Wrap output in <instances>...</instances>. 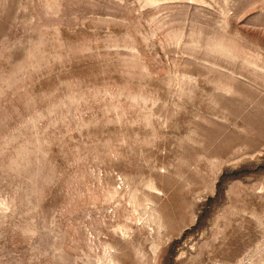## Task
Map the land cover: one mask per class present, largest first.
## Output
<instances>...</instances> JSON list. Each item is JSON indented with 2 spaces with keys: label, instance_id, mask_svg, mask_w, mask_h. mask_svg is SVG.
<instances>
[{
  "label": "rangeland",
  "instance_id": "374dc122",
  "mask_svg": "<svg viewBox=\"0 0 264 264\" xmlns=\"http://www.w3.org/2000/svg\"><path fill=\"white\" fill-rule=\"evenodd\" d=\"M0 264H264V0H0Z\"/></svg>",
  "mask_w": 264,
  "mask_h": 264
}]
</instances>
